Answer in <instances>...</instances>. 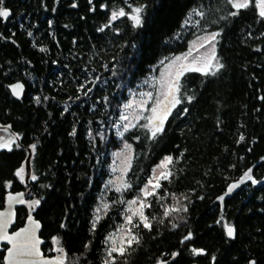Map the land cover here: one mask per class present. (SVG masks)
<instances>
[{
    "label": "trees",
    "instance_id": "16d2710c",
    "mask_svg": "<svg viewBox=\"0 0 264 264\" xmlns=\"http://www.w3.org/2000/svg\"><path fill=\"white\" fill-rule=\"evenodd\" d=\"M0 8L10 11L0 17V123L18 136L0 150V208L10 191L33 188L12 231L34 214L43 252L60 248L67 264H264V17L255 0L241 9L229 0H2ZM120 9L129 15L112 20ZM203 31L218 33L223 67L181 74L180 103L162 133L152 136L145 115L119 137L132 91ZM17 81L19 99L9 89ZM124 140L133 145L130 187L118 191L106 181ZM29 148L36 179L27 184ZM166 156L171 175L146 198L151 228L137 216L129 224L128 200L142 196ZM246 173L234 197L217 201ZM124 226L139 243L109 257L108 237Z\"/></svg>",
    "mask_w": 264,
    "mask_h": 264
},
{
    "label": "rangeland",
    "instance_id": "374dc122",
    "mask_svg": "<svg viewBox=\"0 0 264 264\" xmlns=\"http://www.w3.org/2000/svg\"><path fill=\"white\" fill-rule=\"evenodd\" d=\"M212 33L216 32L203 31L196 35L191 40L185 52L174 55L169 60L163 62L158 68H154L149 77L145 78L139 84V89L136 91L134 90L135 92L132 91L129 100L122 106L121 122L117 132L119 137H123L126 131L134 127L145 115L153 129L160 126L161 122L164 123L166 117L176 105L174 100H179L178 93L180 92H178V85L180 76L183 72L195 68H200L202 69L201 71H205L216 67L217 63H219L216 53L217 36L215 39H211ZM178 57L179 59H177ZM208 62H210L211 67L205 69V64ZM149 93H151V96L148 95ZM123 117H126V119H123ZM16 142L17 138L9 132H0V144L7 145L6 147H0V150L11 148ZM132 157L133 145L131 142L124 140L122 146L112 153V162L110 164L112 175L106 181L107 185L116 190H123L126 188V177L131 166ZM161 162L158 165H161ZM158 165L155 167L150 178L154 176L158 177L161 171H165L163 167H158ZM168 167L169 164L167 166V171H169ZM22 170L25 173V167ZM153 183H156V180H153ZM148 190L155 192L156 189H153L150 185ZM147 197L142 193L141 197L128 200V202L133 200L137 201L135 204H129L127 202V210H129L128 216H132V218L137 216L141 219L138 215V212L141 210L140 201L142 200L146 205ZM142 211L146 216L145 208H143ZM133 213L137 214L133 215ZM129 230L127 226H124L113 235L109 236V247L118 248L128 238ZM57 251L55 257L63 260L64 257L61 249L58 248Z\"/></svg>",
    "mask_w": 264,
    "mask_h": 264
},
{
    "label": "water",
    "instance_id": "95a60500",
    "mask_svg": "<svg viewBox=\"0 0 264 264\" xmlns=\"http://www.w3.org/2000/svg\"><path fill=\"white\" fill-rule=\"evenodd\" d=\"M9 16L7 18H9ZM9 89L12 95L15 98L19 99L24 94L25 84L22 81L13 82L9 85ZM0 131H6L11 133L16 138L18 137L17 133L13 131L9 125L0 123ZM32 155V150L29 148V153L25 161L24 173V178L27 184L32 179ZM245 179L246 175L241 177L239 180L231 183L226 191L217 197V201L224 203L225 201L234 197V195H236L240 191L241 185L245 181ZM260 182H264V179H262ZM32 190L33 188L30 187L27 190L10 191L6 195L5 206L3 208H0V249L3 247V245H8L4 264H67L60 258L46 255L43 252V240L40 236L43 230V224L38 218H36L34 214L28 216L26 223L22 228L17 231H12V226L14 225L17 217V209L19 206L26 203L27 195L30 194ZM221 197H223V199H220ZM228 226L234 228V235L232 237H229L228 235L227 236L230 239H234L236 234L235 227L233 225L227 224L225 227L226 234ZM21 230L24 231L22 232ZM17 233H20V236H17ZM25 237L31 238L27 242V248L29 250H31L32 241H35V249L32 250V254H28V251L21 247L25 244ZM252 261L255 260H251V262ZM157 264L165 263L158 262Z\"/></svg>",
    "mask_w": 264,
    "mask_h": 264
},
{
    "label": "snow or ice",
    "instance_id": "6c2138e0",
    "mask_svg": "<svg viewBox=\"0 0 264 264\" xmlns=\"http://www.w3.org/2000/svg\"><path fill=\"white\" fill-rule=\"evenodd\" d=\"M230 3H232V6L236 9H241V8H247L249 7V5L252 3V0H229ZM0 3H2V0H0ZM255 5L256 7L259 9V15L261 17H264V0H255ZM142 9L141 8H135L132 12V14H130V19L134 22V25L135 26H141L143 21H142V18H141V13ZM201 15H203V13H200ZM237 13L236 12H233L231 13V15L235 16ZM10 15V12L9 10L7 9H4V8H0V17H3V18H7L8 16ZM126 15H129V13H126L124 11V9H120L118 12H113L112 13V20H115L117 19L118 16L120 17H123V16H126ZM218 35V33H212L211 34V39H215V37ZM179 59V57L177 58ZM211 67V64L210 62L206 63L205 64V69ZM217 69L219 68H222L223 65L222 64H219L217 63L216 65ZM202 69L200 68H195L193 69V71H201ZM16 87H19V86H16ZM149 96H151V93L148 94ZM189 100L192 99V97H189L188 98ZM174 103L175 104H178L180 103V100L178 99H175L174 100ZM155 110V109H154ZM123 119H126V117H123ZM162 123L161 122V125L160 126H157L155 128V130L152 132V136L155 137L158 133H162L164 131L163 127H162ZM241 140L244 139L243 136L240 137ZM7 145H4V144H0V147H6ZM35 147V146H33ZM173 161V157L172 156H166L164 158V160L161 162V165H158V167H163L165 169V171H161L159 176L156 177L154 176L153 178H150L147 182V184H145L144 188L141 189V192L144 194L145 197L147 196H152L155 194L154 191H149V186L151 185V187L153 189H158L161 187L159 181L160 180H167L169 179L171 173L169 171H167V166L169 163H171ZM246 176L248 175L247 173L245 174ZM249 179H251V177L249 176L248 177ZM33 180L36 179L35 176L32 177ZM153 180H156V183H153ZM255 183V181H253ZM126 187H130V185H125ZM119 191V189H117ZM220 199H223V197H221ZM137 201L133 200V201H129L128 203L129 204H135ZM36 204H39L40 201H35ZM107 207V206H105ZM145 207H150V205H145L143 203V201L141 200L140 201V211L138 212V215L140 216L141 220L143 221V226L144 228H151V225L150 223H148V218L144 215V212L142 211L143 208ZM137 213H133V215H136ZM169 213L168 211H165V215L167 216ZM99 219V217H97V220ZM127 221L129 224L132 223V216H128L126 217ZM136 227H138V225H134ZM93 227H95V225H93ZM22 232L24 230H21ZM17 236H20V233H17L16 234ZM227 235L229 237H232L234 235V228L231 227V226H228L227 227ZM6 238V237H5ZM190 237H185V239H189ZM31 238L30 237H25V244L22 245L21 247L25 250L28 251V254H32V250L35 249V241H32V244H31V250H29L27 248V242L30 240ZM133 243H139V239L136 235L132 234L131 233V230H129L128 232V238L126 239V241H124L118 248L117 247H112L108 250V256L111 257L112 254L114 252H119L120 255H123L128 247H130ZM11 251V250H10ZM202 251V250H201ZM104 264H111V262L109 260H105ZM251 264H255V261H252Z\"/></svg>",
    "mask_w": 264,
    "mask_h": 264
},
{
    "label": "bare ground",
    "instance_id": "6f19581e",
    "mask_svg": "<svg viewBox=\"0 0 264 264\" xmlns=\"http://www.w3.org/2000/svg\"><path fill=\"white\" fill-rule=\"evenodd\" d=\"M246 179H247V176H246ZM246 179H245V180H246ZM243 183H244V182H243ZM243 183H242V184H243ZM241 186H242V185H241ZM240 190H241V189H240ZM224 192H225V191H224Z\"/></svg>",
    "mask_w": 264,
    "mask_h": 264
},
{
    "label": "flooded vegetation",
    "instance_id": "af4514ba",
    "mask_svg": "<svg viewBox=\"0 0 264 264\" xmlns=\"http://www.w3.org/2000/svg\"><path fill=\"white\" fill-rule=\"evenodd\" d=\"M0 132H3V131H0ZM6 132V131H5ZM11 134V133H10Z\"/></svg>",
    "mask_w": 264,
    "mask_h": 264
}]
</instances>
